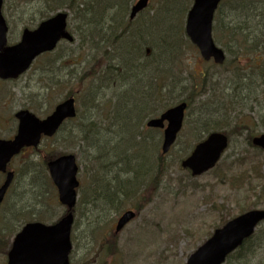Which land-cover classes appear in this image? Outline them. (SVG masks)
Listing matches in <instances>:
<instances>
[{
  "label": "rangeland",
  "instance_id": "374dc122",
  "mask_svg": "<svg viewBox=\"0 0 264 264\" xmlns=\"http://www.w3.org/2000/svg\"><path fill=\"white\" fill-rule=\"evenodd\" d=\"M77 1L83 2L79 8L87 6L84 13L88 14H81L84 20L76 17L68 8L65 9V3L58 9L68 12L67 28L74 36V41H62L53 52L39 56L17 79L0 80V137L8 139L15 134L17 121L14 112L27 108L37 117L43 118L65 98L69 90L78 91L81 95L75 96V104L83 123L86 124L89 117L95 119V137L91 143L89 139L80 142L82 133H75L76 137L71 142L77 143L73 148L66 147L60 139H44L38 147L24 149L11 160L9 168L15 172V180L0 205V264H6L12 237L23 225L24 218H40L50 223L63 213L64 207L57 200V190L44 163L45 156L52 150L73 153L79 166L77 177L80 185L71 229V264H185L189 254L216 227L242 212L241 209L264 208V153L249 146L245 139L246 132L240 131L249 128L253 136L264 132V78L256 75L257 66L264 68V45L260 46L264 40V25L261 24L256 30L259 25L255 24L257 20L261 21L260 17L251 20L247 17L252 7L262 9L264 0H244L250 5L248 14L237 9L241 0H223L220 3L213 18L212 38L226 54L225 64L221 66L200 57L197 48L185 35V14L181 27L177 29L181 45L180 62L172 77L165 81L157 80L159 87H162L160 98H166L168 90H183L193 82L198 86L203 85L206 93L188 107L175 143L167 153L162 154L166 165L165 174L159 183L156 186L148 185L152 175L147 176L142 185L136 184L138 192L127 199L117 190L120 196L114 200V204L120 208L119 211L109 209L100 199H96L98 186L105 182L107 190L115 191L116 187L125 183L129 177L126 168L121 163L113 162L123 154L130 156V147H133L137 169L144 168L147 161H152L155 155L161 153L162 133L147 128L145 122L148 117L144 118V115L134 120L135 130L132 125L123 123L119 128L121 132L117 131V121L111 116L114 106L124 104V113L130 114L132 108L140 105V102L135 101L138 99L136 97H122L125 84L101 88L100 80H93L91 84L96 92L94 102H91L90 95L83 94L85 92L78 88L76 78L91 69V57L95 52L93 47L101 49L103 44L112 41L114 29L108 28L110 17L114 15L119 20L122 16L125 21L129 19L128 10L123 12L118 6L107 7L98 18L95 13L97 8L103 6L102 0H75L74 4ZM160 1L151 0L149 6L131 20L133 30L141 29L143 35H149L143 36V39L158 35L156 18H150L155 17L153 15ZM178 1L186 4L187 10L192 4V0ZM45 6L46 0H3L2 14L8 26L7 42L12 44L18 41L22 29L26 27L24 24ZM177 6H174L172 13L176 26L180 24L182 14ZM37 14L29 20H35L33 24L26 28L32 29L40 21ZM145 22L148 24L143 27ZM240 24L248 27L247 31L252 30L250 34H245L247 39L260 46L254 49L255 54L243 53L242 49L236 48L237 45L231 47L232 36L229 32L232 29L228 27ZM87 27L99 29L103 40L98 43L95 40L87 41L84 36ZM80 33L85 42L78 39ZM232 49L235 55L229 54L228 50ZM241 57L244 59L241 60ZM203 73L206 74L204 77ZM182 77L187 80L178 83L177 79ZM149 86L150 83H144L139 90H144L147 95ZM148 100L153 108L160 109L161 100H155L154 94L148 96ZM124 113L121 116H125ZM134 115L132 113L129 116L134 119ZM204 117L224 124L223 131L230 132V143L213 169L192 176L180 166V161L192 151L197 134L195 128ZM76 123V120L66 122L64 131L75 129ZM138 138H144L145 141L133 145ZM98 142L116 147V151L111 152L106 161H101V157L96 160V156H99ZM258 161L261 165L256 173L251 167ZM29 162L33 164L27 165ZM245 170L253 179L243 184L240 173ZM256 174L260 175L256 177ZM2 179L3 175L0 174V183ZM136 181H139V177ZM250 185L253 189H250ZM137 206H140L139 210ZM126 209L137 210L138 213L115 235L116 252L104 254L106 245L113 244L111 238L115 221ZM224 264H264V222L255 230V244L250 246L247 253L239 259L233 256Z\"/></svg>",
  "mask_w": 264,
  "mask_h": 264
},
{
  "label": "water",
  "instance_id": "95a60500",
  "mask_svg": "<svg viewBox=\"0 0 264 264\" xmlns=\"http://www.w3.org/2000/svg\"><path fill=\"white\" fill-rule=\"evenodd\" d=\"M149 0H136L130 7L129 18L143 10ZM220 0H192L185 20V33L196 45L204 60L212 59L222 63L225 56L221 48L212 39L211 29L214 12ZM0 0V79H15L24 73L39 55L52 51L60 40L72 42L73 36L67 30L68 14L58 11L41 21L34 29H23L17 43L7 45V26L1 13ZM186 108L180 102L158 117L146 122L148 127L163 129L162 153H166L174 143L181 129ZM73 96L63 99L44 118L37 117L28 109H19L14 113L17 119L16 132L11 139L0 137V172L4 179L0 183V203L10 186L14 173L7 171L11 158L24 147H37L41 136H53L62 123L75 117ZM252 143L264 148V134L252 138ZM228 140L221 132H211L195 145L189 156L181 161L192 175H199L212 168L227 147ZM50 178L57 188L58 201L66 207V212L56 222H28L22 226L13 238L7 254L6 264H70V230L73 223V207L76 203L78 166L73 154H63L46 163ZM135 213L123 212L116 220L114 233H118ZM264 220V209H253L239 214L221 227L197 247L187 258L185 264H221L226 256L250 237L257 224Z\"/></svg>",
  "mask_w": 264,
  "mask_h": 264
},
{
  "label": "trees",
  "instance_id": "16d2710c",
  "mask_svg": "<svg viewBox=\"0 0 264 264\" xmlns=\"http://www.w3.org/2000/svg\"><path fill=\"white\" fill-rule=\"evenodd\" d=\"M75 0H46V6L45 8L37 11L29 20H32L36 17L39 18V20L45 19L49 16L51 12H54L61 7V5H65V9L68 8L71 13H74V15L78 18H81L84 20L83 17H81V14L84 16L88 13H84V8H87L86 5L82 6V8H79L80 4L83 3L82 1H77L76 4H74ZM103 6L96 9L95 15H97L98 18H100L104 10L107 7H120L123 12L128 10V6L134 1V0H102ZM240 1V0H239ZM242 3L239 5L241 13L248 14V10L250 9V5L245 2L244 0H241ZM51 2V4H50ZM179 2V1H178ZM49 3V4H48ZM176 3V4H175ZM48 4V6H47ZM109 4V5H106ZM177 4H179L177 6ZM58 6V7H57ZM174 6H177L179 10H182L181 14V22L178 26L175 25L174 18H172V13L174 10ZM181 7V8H180ZM251 10V12L247 15L249 16L250 20L260 17V20L256 21V28L259 29L260 25H264V5L262 6V9L260 8H254ZM186 4H182L181 2L177 3L176 0H161L158 6V10L155 12V14L150 18V20L155 19L157 21V27H158V35L154 38L150 36V38L143 39V36H149L144 34L143 31L140 30H133V27L131 28V21H125L123 20V16L121 17V20L117 19L112 15L110 17V24L108 28H113V35L112 41L109 44H103L102 48L100 47H93L95 49V52L92 54V65L89 72L84 73L83 75L76 78L75 82L77 83L78 88H81L82 92H85L83 94H88L91 96V102H94L95 100V89L94 86H92L93 80H100L99 86L101 88H106L108 86H121L125 84V89L122 91V97L124 98H138L135 99V101L140 102V105L137 107L132 108L131 113H134V119H132L128 113H124L126 111V107L123 105H118L117 107L114 106L111 116L114 120L117 121L116 129L117 131H120V126L125 124H130L133 126V129L135 130L134 126V120L140 119L143 115L144 118H149L152 116H157L161 112H163L168 107L172 106L175 100L179 99V101H185L187 103V109L191 105H193L196 102V99H200L205 93L206 90H204L203 85H197L194 82L191 83V86L189 88L180 89L178 91L176 90H168L167 91V97L166 98H160V90L162 87H159L157 84V80H167L168 78L173 76L175 68L178 66L180 62V55H181V48H180V42L178 40V32L177 29L181 27L182 19L184 18L186 14ZM260 10V11H259ZM257 12V13H256ZM115 13V12H114ZM258 17V18H259ZM29 20L24 24L26 27L33 24L35 21L29 22ZM149 20V21H150ZM148 21V22H149ZM148 22H145L143 24V27L147 26ZM89 27L85 28L84 30V36L87 38V41L93 42L94 40L98 43L99 41H102L101 31L99 29H88ZM120 28V30L118 29ZM228 29H232L229 32V35L232 36V39L230 40L231 47L236 46V48L242 49L241 52L246 54H255L254 49L257 47H260L264 45V40L260 42V46H256L255 42H251V40L247 39L246 34H250L252 30L247 31L248 27L244 26V24L237 25L236 27H228ZM261 29V28H260ZM255 32V31H254ZM84 36L80 33L78 36V39L82 42H85ZM159 38V40H158ZM158 40V42H157ZM146 47V48H145ZM229 54L235 55V50L230 51L228 50ZM244 58L241 57V60ZM226 61V60H225ZM225 64V62L223 63ZM181 72V71H180ZM206 74L203 73L202 76L204 77ZM256 75H262L264 78V68H261V66H257V74ZM186 78H178V83H183ZM187 80V79H186ZM144 83H150V86L148 88V92L146 95V92L144 90H139V87L142 86ZM140 84V85H139ZM154 84H157L156 86ZM129 86V87H128ZM86 90V91H85ZM154 94L155 100H161L160 101V109L156 110V108H153L151 104H149L148 96H151ZM74 95L76 97H80L78 91L73 92L72 90H69L66 94V96ZM125 114V116H121L122 114ZM103 119H106L105 117ZM76 120V126L75 129H69L67 131H64L65 125H63L59 131L52 137L54 139H60L62 140L66 145V147L73 148L76 146L77 142H71V140L76 137L75 133H82L81 138L79 139L81 141L85 140H91L95 137L94 134L96 133L95 126V119L93 117H89L87 120H89L86 124H84V120L80 119V116L77 112V116L73 119ZM72 121V120H70ZM86 121V120H85ZM223 125V126H222ZM264 126V124H263ZM239 127V126H238ZM224 124H220L219 121L214 120L212 118L204 117L199 120L198 127L195 128L197 131L196 141H194V144L202 140L207 133H209L212 130H224ZM133 130V131H134ZM76 131V132H74ZM240 131H245V139L247 141V144L250 146V137L252 134L249 133V128H242ZM121 132V131H120ZM224 132V131H223ZM225 133L230 136L229 131H225ZM239 133V132H237ZM132 134V133H131ZM139 134V133H138ZM49 139V138H48ZM145 141L144 138H138L137 141L133 142L134 145L136 142H143ZM79 142V141H78ZM146 145L151 148L150 144L145 142ZM97 148V153L99 156H96V160H98L99 157H101V161H106L109 158V155H111V152L116 151L115 146H107L106 143H100ZM194 146V145H193ZM131 148V155L127 156L123 154L122 157H117L116 160L113 163L122 164L123 168H126V172L129 174V177L126 178L125 183H123L121 186L116 187V190L113 191V189L107 190L106 185L107 183H102L98 186L97 190V197L96 199H100L104 205L108 206L109 209L119 211L120 208L114 204V200L118 199L120 196L119 191L123 194V196L126 198L135 195L138 192V187L136 184H143L147 176L152 175V179L149 181L148 185L156 186L157 182L161 180L163 175L165 174V163L163 160V156L161 153H158L157 156H154V159L152 161H147V164L144 168L137 169L136 164V158L133 156V147ZM100 149V151H99ZM102 149V150H101ZM125 152V150H124ZM264 153V150H262ZM66 153L65 150L62 151H56L52 150L49 152L45 158L44 163L54 158L60 154ZM132 156V158H131ZM131 161L130 163H127V161ZM33 164V162L27 163V165ZM26 165V166H27ZM261 163L258 161L253 164L252 171L258 173L259 167ZM25 166V167H26ZM134 174V177L132 178V175ZM241 180L243 181V184H246L247 182H251L253 178L249 175L248 171H243L240 173ZM260 174H256V177ZM137 177H139V181H136ZM135 178V179H134ZM135 182V183H134ZM159 183V182H158ZM250 189H253V186L250 185ZM119 190V191H117ZM108 191V192H107ZM99 197V198H98ZM126 198V199H127ZM139 205V204H137ZM136 206V205H135ZM136 209H140V206H137ZM243 211V209L241 210ZM33 220L31 218L23 219V223ZM35 220H40V218H36ZM50 220V219H49ZM54 221V220H53ZM222 221V220H221ZM113 244L108 243L106 247L103 250L104 254H113L117 250V244H116V236L113 235L112 238ZM255 244V233L244 241V243L233 253H231L226 261L231 257H237V259L242 258L244 254L247 253V251L250 249V246Z\"/></svg>",
  "mask_w": 264,
  "mask_h": 264
}]
</instances>
